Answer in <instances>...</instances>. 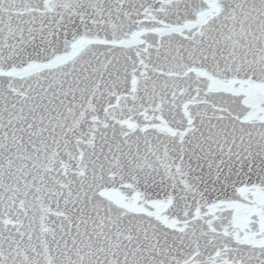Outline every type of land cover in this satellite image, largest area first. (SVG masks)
Here are the masks:
<instances>
[{
    "label": "snow or ice",
    "instance_id": "6c2138e0",
    "mask_svg": "<svg viewBox=\"0 0 264 264\" xmlns=\"http://www.w3.org/2000/svg\"><path fill=\"white\" fill-rule=\"evenodd\" d=\"M0 264H264V0H0Z\"/></svg>",
    "mask_w": 264,
    "mask_h": 264
}]
</instances>
